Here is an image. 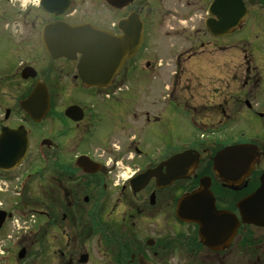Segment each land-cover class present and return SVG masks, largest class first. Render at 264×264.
I'll list each match as a JSON object with an SVG mask.
<instances>
[{
	"label": "flooded vegetation",
	"instance_id": "flooded-vegetation-1",
	"mask_svg": "<svg viewBox=\"0 0 264 264\" xmlns=\"http://www.w3.org/2000/svg\"><path fill=\"white\" fill-rule=\"evenodd\" d=\"M22 1L0 0L2 34L14 48L44 52L43 60L22 58L14 74L48 61L43 82L49 105L38 122L20 105L0 106V131L22 126L28 137L21 164L30 154L42 163L17 176L18 168L0 171L4 182L15 180L17 196L8 205L0 201L2 226L32 220L27 239L42 233L44 264H223L227 255L243 252L253 264H264V225L243 223L237 209L260 188L264 173V41H258L264 0H242L243 14L230 34L225 5L212 12L214 0ZM8 19L24 33L20 40L6 32ZM131 19L140 24L141 46L104 86L82 83L80 53L46 52V26L55 28L49 39L59 38L56 47L66 51L71 42L63 26L116 36ZM61 76L70 82L65 88L48 85ZM235 144L253 146L257 156L240 188L231 190L212 171V157ZM186 150L199 160L190 154L179 159ZM36 178L44 182L42 197L30 199L41 204L24 207L19 196ZM184 198L190 211L211 201L234 215L221 224L236 227L229 242L220 240L228 233L212 224L204 234L215 232L219 243L204 244L198 224L177 214ZM19 211L21 218L14 216ZM17 244L1 252L6 264L20 258Z\"/></svg>",
	"mask_w": 264,
	"mask_h": 264
},
{
	"label": "water",
	"instance_id": "water-1",
	"mask_svg": "<svg viewBox=\"0 0 264 264\" xmlns=\"http://www.w3.org/2000/svg\"><path fill=\"white\" fill-rule=\"evenodd\" d=\"M224 5L227 12L228 29L235 26L243 14L242 0H214L211 9L218 10L220 6ZM119 27L123 34L113 36L107 32H97L86 26H63L61 32L67 34L66 40L71 43H68V50L62 51L55 45L56 42H59V38L49 39V35L55 28L46 26L43 32V42L47 53L53 57L64 55L73 58L74 53H81L77 70L82 83L86 86H104L119 70L124 60L132 57L140 47V24L136 25L134 19H131L121 23ZM72 45L76 47L72 48ZM36 75V71L31 67H26L21 72L24 79L34 78ZM48 105V92L45 84L40 80L35 83L29 95L20 102V106L34 121H39L43 117ZM27 149L28 138L22 126L16 129L3 127L0 131V170L14 169L24 159ZM186 154L183 152L179 156L182 157ZM256 156L255 149L251 145L227 146L214 155L212 170L225 186L236 190L240 188L243 178L251 172ZM194 159L198 160L196 154ZM207 180L201 179V186L207 187ZM260 180V188L237 204L243 223L264 225V174ZM208 192L210 193V190ZM177 214L182 219H188L198 224L200 237L206 245L219 243L215 232L212 235L204 234V230L211 227L212 224H215L212 228L220 227L222 228L221 233H228L224 239L220 238L224 243L225 239L226 242H229L227 240L232 238V234L236 230L235 226L226 228L221 225L226 219H235V217L226 211H218L211 201L206 204L196 203L195 208L190 211L187 198H184L179 202ZM4 216L5 213L0 211V226ZM22 256L23 251H20L19 257Z\"/></svg>",
	"mask_w": 264,
	"mask_h": 264
},
{
	"label": "rangeland",
	"instance_id": "rangeland-1",
	"mask_svg": "<svg viewBox=\"0 0 264 264\" xmlns=\"http://www.w3.org/2000/svg\"><path fill=\"white\" fill-rule=\"evenodd\" d=\"M24 0L21 2V4H24ZM27 4L28 1L26 2ZM174 4L170 3V6ZM180 7L178 4H175L172 6V10H179ZM4 21H1L0 19V30H1V24ZM15 26H17V31L15 34ZM5 28V27H4ZM24 30V29H23ZM22 30V31H23ZM3 30L0 31V106H14L19 105L20 100H22L28 93L31 91V88L34 86V83L37 79H40L41 81H44L47 83L46 76H44V72L47 69V66L49 65L48 61H39V62H33V67L38 70L39 75L37 76V79H28L23 81L19 75H15V71L17 68V64L19 61H21L22 58L29 59L31 61L35 56L42 59L44 57V52L42 50L34 49L32 47L21 49L20 45L18 44L17 48H14L13 45H10V42H12L11 38L9 39L6 35L2 34ZM6 32L11 33L15 40H20L21 34L19 31V26L16 24V21L12 22V19H8L7 29ZM17 35V36H16ZM256 35H251L249 37L250 40H254ZM237 39V36L228 37L229 41H234ZM259 42L264 41V36H262L259 40ZM31 52V53H30ZM232 51H227V54ZM53 72H55V64L53 65ZM67 78H64L61 76L60 78H56L55 80L51 81L50 84H54V86H58V88H65L68 83L70 82L67 80ZM73 83V82H72ZM53 86V85H52ZM136 88L138 86L136 85ZM61 100V99H60ZM59 100V102H60ZM243 128H249L246 126L243 122ZM32 165V166H31ZM31 166V167H30ZM42 163L37 162L33 160V156L30 154V156L27 158V160L23 163L18 165L16 168H18V171L16 173V176L20 174L22 171L26 170L27 168H30V170L36 169L38 167H41ZM15 168V169H16ZM15 177V176H14ZM0 176V192L6 191V193L2 196H0V201L4 205H8L10 202L9 197H12V190L13 186H16L15 180L12 182H4L3 178L1 180ZM44 182L43 180H39L38 178L34 180H30L26 185V190H24L23 194L19 196V200L21 204L25 207H35L39 202L37 198L35 200L30 199V197H42ZM244 190L243 192H245ZM16 194H13V199H15ZM39 199V198H38ZM14 216H21V212H16ZM32 220H28L26 222H22L20 220L15 221L14 223H6L2 226L0 229V264H6L3 260H1V252L4 250H14L15 248L13 245H16V239H18L19 247L17 248V251L21 250L24 251V247L26 246L27 252L24 257L17 258L14 257L12 259V264H44L43 259V239L39 232L30 240L27 239V236L29 235V229H30V223ZM21 241V243H19ZM34 241V242H33ZM22 247V248H21ZM233 249V248H232ZM231 250V248H229ZM16 251V255H17ZM223 264H253L252 260L250 259V254L248 252H243V254H238L234 256L227 255L224 259Z\"/></svg>",
	"mask_w": 264,
	"mask_h": 264
}]
</instances>
